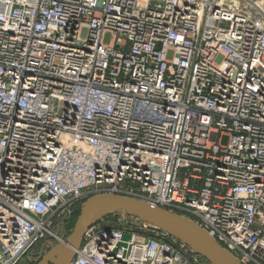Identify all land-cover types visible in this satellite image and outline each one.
<instances>
[{"label":"built area","instance_id":"1","mask_svg":"<svg viewBox=\"0 0 264 264\" xmlns=\"http://www.w3.org/2000/svg\"><path fill=\"white\" fill-rule=\"evenodd\" d=\"M237 1L0 0V264L64 242L65 216L110 192L264 264V8ZM126 215L71 264H211Z\"/></svg>","mask_w":264,"mask_h":264},{"label":"water","instance_id":"2","mask_svg":"<svg viewBox=\"0 0 264 264\" xmlns=\"http://www.w3.org/2000/svg\"><path fill=\"white\" fill-rule=\"evenodd\" d=\"M132 185L137 186V184ZM77 210L79 214L64 242L55 244L46 252H42L39 246L33 249L32 255L36 254L39 257L36 264H71L87 229L119 211L163 229L188 244L211 264H243L196 221L144 199L114 192L101 193L88 197ZM67 219L68 215L65 216L62 227L65 226ZM24 263L27 264V258H24L20 264Z\"/></svg>","mask_w":264,"mask_h":264},{"label":"rangeland","instance_id":"3","mask_svg":"<svg viewBox=\"0 0 264 264\" xmlns=\"http://www.w3.org/2000/svg\"><path fill=\"white\" fill-rule=\"evenodd\" d=\"M257 1L261 7L264 8V0H255ZM111 40V35L110 34H107L105 36V41L106 42H110ZM223 144H226L228 142V136H222L221 138ZM73 216V215H72ZM72 216H70L68 219H67V228H68V233H70L71 229L69 228V225L71 224V219H72ZM128 217L126 215L125 212H115L114 214H111L110 215V220H112L113 222H119V221H123V220H127ZM136 226H140V223L138 221H135L133 220L132 221ZM39 260V257H37V255L33 254L32 255V258L29 260V264H36V262Z\"/></svg>","mask_w":264,"mask_h":264},{"label":"trees","instance_id":"4","mask_svg":"<svg viewBox=\"0 0 264 264\" xmlns=\"http://www.w3.org/2000/svg\"><path fill=\"white\" fill-rule=\"evenodd\" d=\"M78 214H79V211H78V210H76V211L74 212L73 216H72V219H71V224L69 225V228H70V229H72V228H73V226H74V223H75V220H76V218H77Z\"/></svg>","mask_w":264,"mask_h":264},{"label":"bare ground","instance_id":"5","mask_svg":"<svg viewBox=\"0 0 264 264\" xmlns=\"http://www.w3.org/2000/svg\"><path fill=\"white\" fill-rule=\"evenodd\" d=\"M223 1H229V0H223ZM236 2L238 3V1L236 0ZM259 4V3H258ZM260 5V4H259ZM119 212H124V211H119ZM23 262V261H22ZM25 264V263H24Z\"/></svg>","mask_w":264,"mask_h":264}]
</instances>
